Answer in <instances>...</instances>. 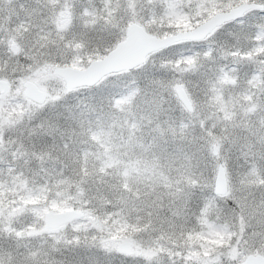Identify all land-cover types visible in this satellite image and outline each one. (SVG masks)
<instances>
[{"label": "snow or ice", "instance_id": "obj_1", "mask_svg": "<svg viewBox=\"0 0 264 264\" xmlns=\"http://www.w3.org/2000/svg\"><path fill=\"white\" fill-rule=\"evenodd\" d=\"M0 264H264V0H0Z\"/></svg>", "mask_w": 264, "mask_h": 264}]
</instances>
